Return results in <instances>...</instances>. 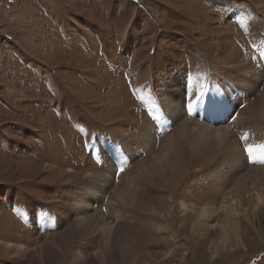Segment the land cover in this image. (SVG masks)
Instances as JSON below:
<instances>
[{"label": "rangeland", "instance_id": "rangeland-1", "mask_svg": "<svg viewBox=\"0 0 264 264\" xmlns=\"http://www.w3.org/2000/svg\"><path fill=\"white\" fill-rule=\"evenodd\" d=\"M258 38H264V0H0V264H264V202L252 223L241 213L235 218L244 246L220 248L219 228L203 233L201 241L192 235L191 217L182 223L179 214L168 216L173 227L165 231H154L164 217L136 207L123 208L135 221L113 220V188L103 193L82 186L99 185L105 180L90 174L111 170L120 189L134 174L142 176L136 180L138 202L167 205L169 191L165 187L160 195L164 186L145 172L150 154L139 152L120 171L114 152L113 164L103 166L102 149L124 151L123 141L132 140L144 151L148 144L141 131L151 130L156 103L167 111L172 87L178 90L175 98L187 100L195 94L212 97V87L228 92L229 80L241 69L247 75L245 68L262 53ZM228 93L225 106L236 107L225 120L191 111L194 124L226 126L251 102L264 106L262 86ZM154 123L151 154L160 151V138H169L161 122ZM243 133L235 137L244 161L237 171L247 177L264 164L249 162ZM258 133L264 143V124ZM188 174L172 207L185 198L218 202L233 186V179L215 184L198 169ZM259 176L264 183V171ZM96 190L99 196H91ZM76 197L90 206L73 211ZM88 215L119 225L117 234L131 236L133 247L119 249L118 235L112 253L102 251L97 239L86 243V227L81 234L78 219ZM215 222L217 217L210 218ZM75 253L83 262L71 259Z\"/></svg>", "mask_w": 264, "mask_h": 264}, {"label": "bare ground", "instance_id": "bare-ground-1", "mask_svg": "<svg viewBox=\"0 0 264 264\" xmlns=\"http://www.w3.org/2000/svg\"><path fill=\"white\" fill-rule=\"evenodd\" d=\"M256 38L257 37H255V39ZM257 40L260 41L262 53L255 60L254 64H250L245 68L248 71H246L247 75H244L245 72L241 73L244 71V69H241L232 79L229 80L228 87L225 88L228 92L231 90L238 95L242 93H251L253 90L258 89L259 86L264 87V71L262 72V70H264V38H258ZM209 91H211L212 97L209 95L207 97L208 99L202 97L200 94H193L194 96H191L190 98L188 97L189 99L187 100L184 97H182V99L180 97L175 98V96L178 95V90L177 88L172 87L166 96L167 99L165 104L167 106V111L164 109L165 112L163 113V106L157 105L156 103V107H154L156 115L152 117V120L149 122L147 127L152 130L155 124L154 120L159 121L161 122V128L169 133L168 140L162 137L157 142L160 147V151H158L157 154H151L150 152V144L153 143L151 130L141 131L145 134L148 144V147L144 149V151H141L143 150L141 147L135 146L132 143V140L123 141L124 151H117L112 147L110 148L113 149V151L107 150L110 149L109 146H105L102 149L101 155L104 162L103 166L106 164L111 166L113 163L109 157H112L113 159L115 157L116 163L123 168V170L130 166L132 161L139 155V152H143L146 155L150 154V156L146 159V163L143 164L145 166V172L147 171V175H154V182L158 179L159 181H156L157 184L164 186L161 188L158 187L160 189H158L159 191L157 192L160 195L165 191H169L170 193L168 196L169 203L167 205L162 206L161 203L159 204V201H157V204L150 206L147 202H138L136 198V187L139 186L136 183V180H138V177H142L138 176V173L136 174L138 177L132 174L124 178L123 186L120 189L114 186L116 179L111 170H108L106 174H104L105 171L103 170L91 173L90 177L92 180L103 179L105 181H102L99 185L87 182L82 186H87V191H91L93 188L99 189L103 193L106 192V187L109 186L113 188L109 198V205L113 206L115 209L112 213L114 218L111 216L113 220L115 219L121 222L120 220L122 218L127 220V218L130 217L132 219L128 218V221H135L131 215H127V212L126 214L123 213V208L129 207L130 209H133L136 207L138 209L154 213L159 217H164V220H162L160 224L157 226L154 225V231H165L170 227H173L171 222H169L168 216L175 217L176 214H179L178 217L182 223H184L186 217L193 218L191 223L192 235L196 234L197 238L201 239V241L204 235L203 233L206 234L215 228H219L220 232L223 234L222 239L217 242V244L220 245V248H235L244 246V242L239 235L238 223L236 222L237 219L235 220V218L241 213L247 217L250 223H252L251 219L254 216V210L263 204L262 202H264V183H260L261 176H259L264 170H260L258 167L252 168L250 169L247 177L237 171L239 170V167L242 168L244 161L241 159L240 153L237 150L238 142L235 137L238 131H242L244 132L243 134H248V139L245 140L246 145H256L262 143V136L260 137L258 129L260 130L264 124V106L258 108L257 106H254L255 104L253 105L254 102H251L248 106L245 104L246 107H244L241 111L240 117L235 118L232 116L234 117V120H229V124H226V126L218 125L219 123H215L213 126L210 124H194L193 118L195 115H193L191 111H196L202 115H214L217 119L220 118L225 120L226 116L230 115L232 112V108L236 107L235 105L232 107L225 106V100L229 99L228 95H231L230 93L225 91L223 92V89L221 91L217 90L215 87H212ZM211 98H215L220 102V104L215 105L214 107H208L207 102ZM157 99H159V97H157ZM256 104L260 103L256 102ZM227 106L230 105L228 104ZM186 109L189 110L187 112L190 113V117L184 118V116L187 115L184 111ZM179 119H182V122L177 125V121ZM230 125L232 128H229ZM167 142H169L168 148ZM133 149H135V151ZM112 152H114L115 156ZM185 158H188L189 162H192L189 166L187 162H184L187 160ZM214 162L218 164L215 165L213 164ZM194 168L198 169V173H201L202 177L210 178L211 175V181L215 184L218 182V184H222L233 179V186L228 192H223L221 196H219L218 202L208 201L205 204H202L201 202L203 199L199 197L200 199L198 200L200 202L197 204V201L189 203L185 198L181 199L175 207H172L171 204L176 196V189L180 186L183 187L186 185V178L189 176L188 173L191 172V170H196ZM111 169L113 168L111 167ZM140 170L141 174L139 175H142V173H144V169L142 168ZM167 172L171 175L172 182L168 179ZM195 172L197 173V171ZM196 175L198 176V174ZM255 186H259V188H255ZM165 187L166 190L164 189ZM99 194L100 193L96 190L92 191L91 196L97 197ZM184 196L186 197V195ZM89 199L90 197L87 198L88 201ZM247 199H250L249 203H245ZM74 204L75 209L73 211H76V209L80 207L85 210V208L88 207L89 202H86L85 197H81L80 199H77L76 197ZM80 211L81 210L78 209L79 213H81ZM19 214L22 219L25 220L27 218L24 210L19 211ZM212 217H217L218 222L210 224V218ZM139 222L142 224L143 220ZM78 223H81V234L83 229L86 227L84 230V240L86 243H89L91 239H97L101 243V249H107L109 253H112V243L114 242L116 235L119 236L120 242H122L121 245L118 244V246L120 245L119 249H124L125 246L133 247L134 245L131 236L128 234L126 235V233L122 232L123 230L121 231L122 236H120L121 233L117 234L120 227L119 225L114 224L113 221L109 222L104 220L102 216L95 217L93 215L91 217L88 215L85 220L79 218ZM127 233L129 232L127 231ZM257 233L259 234V232ZM187 241L191 242L190 240ZM232 242H234L233 245H231ZM194 243L196 244L198 242ZM7 244L10 243L8 242ZM54 246L57 245L54 244ZM102 253L103 252H101V254ZM97 254L98 258L102 260L103 254ZM215 254L217 255V253ZM40 259H42V257ZM71 259L83 262V259H80V253L73 254ZM17 263L18 262L16 261H12L11 263L6 264Z\"/></svg>", "mask_w": 264, "mask_h": 264}, {"label": "snow or ice", "instance_id": "snow-or-ice-1", "mask_svg": "<svg viewBox=\"0 0 264 264\" xmlns=\"http://www.w3.org/2000/svg\"><path fill=\"white\" fill-rule=\"evenodd\" d=\"M219 101H217L215 98H211L207 102L208 107H214ZM242 140L248 139V134L245 133L242 137ZM245 152L248 154L249 162L250 163H261L264 164V143L252 145L248 144L245 147ZM120 171H123V168L120 169Z\"/></svg>", "mask_w": 264, "mask_h": 264}]
</instances>
